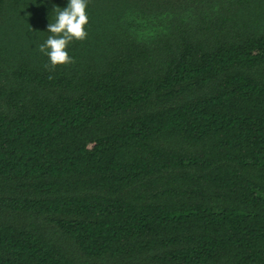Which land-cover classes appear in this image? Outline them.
Masks as SVG:
<instances>
[{"label": "trees", "instance_id": "16d2710c", "mask_svg": "<svg viewBox=\"0 0 264 264\" xmlns=\"http://www.w3.org/2000/svg\"><path fill=\"white\" fill-rule=\"evenodd\" d=\"M0 0V264H264V0Z\"/></svg>", "mask_w": 264, "mask_h": 264}, {"label": "clouds", "instance_id": "9594fccd", "mask_svg": "<svg viewBox=\"0 0 264 264\" xmlns=\"http://www.w3.org/2000/svg\"><path fill=\"white\" fill-rule=\"evenodd\" d=\"M87 0H68L66 8L56 10L55 22L49 23L47 31L49 35L46 42L39 46L41 53L49 58V65L55 68L72 62V58L66 50L73 40L86 39L85 25L88 23L86 14Z\"/></svg>", "mask_w": 264, "mask_h": 264}]
</instances>
